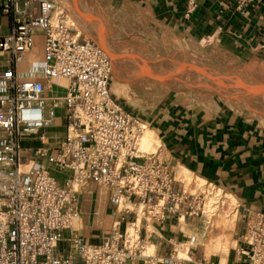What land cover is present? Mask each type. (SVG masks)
I'll use <instances>...</instances> for the list:
<instances>
[{
    "label": "built area",
    "instance_id": "2783aa9c",
    "mask_svg": "<svg viewBox=\"0 0 264 264\" xmlns=\"http://www.w3.org/2000/svg\"><path fill=\"white\" fill-rule=\"evenodd\" d=\"M19 0H0V14L9 17L0 36V52L10 55L0 69V264H75L69 254L56 255L64 230H74L79 189L93 181L109 192V201L134 218L115 222L101 243H74L84 264H129L145 256L141 220L160 221L177 213V221L203 213L204 194L174 188V178L158 144L140 148L145 128L111 90L113 67L107 52L82 35L80 23L59 0H36L38 13L26 17ZM32 0H26L30 2ZM241 8L249 0H235ZM197 6L187 0L186 13ZM42 31L40 68L47 82L19 79L16 64L32 49L35 30ZM45 83L63 90L46 94ZM65 109V133L57 145L23 147L22 138L37 133ZM45 161V165L43 164ZM52 171L64 173L60 182ZM237 253L247 264H264V212L247 209ZM197 241L187 235L185 243ZM153 257V256H151ZM171 264L173 254L169 255Z\"/></svg>",
    "mask_w": 264,
    "mask_h": 264
},
{
    "label": "crops",
    "instance_id": "0c3cea01",
    "mask_svg": "<svg viewBox=\"0 0 264 264\" xmlns=\"http://www.w3.org/2000/svg\"><path fill=\"white\" fill-rule=\"evenodd\" d=\"M89 4L106 34L115 42L120 41V36H139L149 46L154 43V37H166L196 61L234 71L239 76H250L252 80L247 82H257L252 84L264 83V0H249L239 9L235 0H197L196 8L188 14L187 0H89ZM18 8L26 17L38 13L36 0H19ZM9 27V17L0 14V36L8 33ZM41 33L40 29L35 30V40L41 42ZM9 58V53L0 52V69L9 64ZM41 60L42 46L40 52L32 47L16 64L17 77L47 82L40 68ZM45 88L48 95L63 92L48 83ZM230 101L234 102L232 99H217L214 104H193L186 99L169 102L155 116H147L145 123L160 139L174 188L198 193L202 185L209 184L226 191L243 211L240 235L247 209L264 212V112L227 103ZM65 123V109L60 105L44 127L22 138V146L44 145L38 140L41 133L49 145L59 144ZM52 172L60 182L66 177L64 173ZM76 197L75 229L64 230L55 253L61 257L70 254L73 263L84 264L74 238L101 243L113 233L115 222L120 221L119 228H123L124 222L132 220L134 214L124 213L120 220L116 207L109 201V192L93 181L82 186ZM176 216L177 213L160 221L141 220L146 247L152 245L154 251L147 253L145 247V256L129 264H168L170 254H173L171 264H219L217 257L212 261L205 259L199 240V219L178 222ZM189 234H195L197 241L188 246L186 256L180 257L179 244L186 242ZM239 235L236 249L240 245ZM225 264L247 262L236 250L228 255Z\"/></svg>",
    "mask_w": 264,
    "mask_h": 264
},
{
    "label": "rangeland",
    "instance_id": "374dc122",
    "mask_svg": "<svg viewBox=\"0 0 264 264\" xmlns=\"http://www.w3.org/2000/svg\"><path fill=\"white\" fill-rule=\"evenodd\" d=\"M59 1L80 23L85 32L100 41L107 42L105 43L111 50L115 64L112 83L117 80L124 84L120 89L124 96L121 95L122 92H117L120 95L119 102H122L124 108L132 111L141 121L146 122L147 116H155L157 111L163 109L169 102L177 103L182 99L193 104H214L217 99L224 101L232 99L238 104L231 101L227 103L264 112V83L252 84L257 82L250 83L252 80L250 76H239L234 71L219 70L196 61L180 45L174 46L166 37H154V43L149 46L146 42L142 43L143 37L139 36H120L118 37L120 41L115 42L104 31L103 24L96 12L91 9L89 0ZM84 36L82 32L81 38ZM33 47L38 52L41 51V42L37 38ZM262 71L264 72V69ZM248 80L250 81L247 82ZM173 92L175 94L170 95ZM158 144L160 139L154 147L144 144L143 148L152 151ZM200 190L205 195V205L203 213L198 218V228L205 259L212 261L218 255L216 247L219 246V242H214L218 228L216 221L226 210L235 213L232 233L234 241L231 242L229 251V255H232L237 250L236 239L239 235V223L243 211L238 209L237 202L231 195L217 186L205 184Z\"/></svg>",
    "mask_w": 264,
    "mask_h": 264
},
{
    "label": "bare ground",
    "instance_id": "6f19581e",
    "mask_svg": "<svg viewBox=\"0 0 264 264\" xmlns=\"http://www.w3.org/2000/svg\"><path fill=\"white\" fill-rule=\"evenodd\" d=\"M240 81H242V80H240ZM241 84H242V82H241ZM122 85H124V84L118 82L117 80H114V83H112V85H111L112 92L114 94H116L117 96H120V95H118L117 92H119V93L122 92V91H120V89L122 88ZM121 95L124 96L123 92ZM158 140H159V138H158L156 132L152 128L146 126V124H145V128H144V130L141 134V137H140V148L142 150L147 151L145 148H143L144 144L154 147ZM216 224H217L216 228L217 227L218 228L216 229V232H215L216 236H215L214 242H217V243L219 242V246L216 247V250L218 249V255H217L218 260H217V262L219 264H225L227 262V259H228V255H229V251H230V244L232 241H234L232 233H233L234 226H235V213L234 212L229 213L228 210L224 211V213L216 221ZM188 246H189L188 243H185V244L179 246L178 249H179V256L180 257L183 255L186 256ZM212 249H213V247H212ZM153 251H154V246L147 245L146 252L151 253Z\"/></svg>",
    "mask_w": 264,
    "mask_h": 264
},
{
    "label": "water",
    "instance_id": "95a60500",
    "mask_svg": "<svg viewBox=\"0 0 264 264\" xmlns=\"http://www.w3.org/2000/svg\"><path fill=\"white\" fill-rule=\"evenodd\" d=\"M84 35L86 37H88L90 40H92L93 42L99 44L100 46L103 47V49L107 52V54L109 55L110 59H111V63H112V67H113V70L115 68V64L113 62V57H112V53H111V50L110 48L108 47V45L104 42V41H100L99 39L93 37L90 33L88 32H85L83 29H82Z\"/></svg>",
    "mask_w": 264,
    "mask_h": 264
}]
</instances>
